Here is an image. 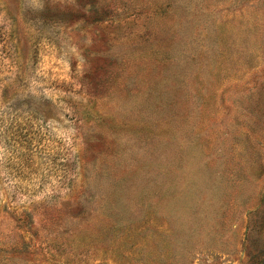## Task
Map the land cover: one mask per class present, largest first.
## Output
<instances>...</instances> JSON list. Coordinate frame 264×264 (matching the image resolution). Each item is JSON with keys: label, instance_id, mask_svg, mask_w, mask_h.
Instances as JSON below:
<instances>
[{"label": "rangeland", "instance_id": "1", "mask_svg": "<svg viewBox=\"0 0 264 264\" xmlns=\"http://www.w3.org/2000/svg\"><path fill=\"white\" fill-rule=\"evenodd\" d=\"M0 264H264V0H0Z\"/></svg>", "mask_w": 264, "mask_h": 264}]
</instances>
